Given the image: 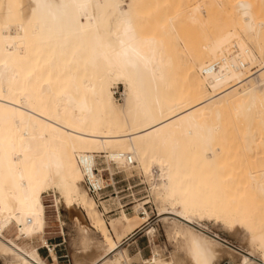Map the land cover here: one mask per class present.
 <instances>
[{
	"label": "bare ground",
	"instance_id": "6f19581e",
	"mask_svg": "<svg viewBox=\"0 0 264 264\" xmlns=\"http://www.w3.org/2000/svg\"><path fill=\"white\" fill-rule=\"evenodd\" d=\"M262 152L264 0H0V257L9 264H45L35 239L52 257L47 213L61 229L60 205L105 245L74 264H264ZM85 157L103 186L137 176L149 200L134 198L130 215L118 195L98 209ZM150 200L185 220L160 217L184 258H163L154 228L149 258L122 247L149 220ZM204 217L246 225L250 257L237 261L188 224Z\"/></svg>",
	"mask_w": 264,
	"mask_h": 264
},
{
	"label": "rangeland",
	"instance_id": "374dc122",
	"mask_svg": "<svg viewBox=\"0 0 264 264\" xmlns=\"http://www.w3.org/2000/svg\"><path fill=\"white\" fill-rule=\"evenodd\" d=\"M254 71L255 69L252 70V72ZM112 92L114 98L117 99L118 103H122L123 85L118 82L115 86H113ZM262 156L264 157V152H262ZM98 163L100 166H103L101 164V161ZM102 177L104 181L108 184V182L111 179V175L104 168L102 170ZM124 177H126L124 174L114 175L113 179L116 182L114 188L111 187L106 188L104 190V194L102 198H96L91 195L95 203L98 205V209H101L99 202L104 200L107 201L110 199L111 196L117 197L118 195L119 201L121 202L123 209L128 215H130L132 214V207L134 205L133 201L135 199L140 201L149 200V198H147L149 195L147 190L148 185L147 183H145V181L140 180V178H138L137 176L126 177V178ZM106 186H112V185H106ZM157 207L158 206L153 204V202L150 200V203L145 206L149 214V220L141 228L135 230L129 237L123 240L122 247L126 248L131 256H135L138 253V251H140L142 258L144 259L149 258L151 256L152 250L150 245L148 244L149 239L145 231H147V229L149 230L150 228H154L155 232L153 239H154L155 248L160 254L163 255V258L169 259L170 254L176 255V257L178 258H184L187 252L183 241L179 237H174L173 235L168 237L166 235L164 225L162 221H160V219L163 216H168L181 220L182 222H185V220L175 213L171 214L168 209L158 212ZM111 208L113 211L105 215L106 223L109 222V219L116 217L118 213V211L115 210L116 205L114 203L112 204ZM59 212H60V218L63 221L61 229L59 228L60 223L56 220L53 211L49 209L47 213L48 221L46 223L47 227H46V235H45V239L47 240V243L53 245L61 244L56 247V251L58 255L67 253L70 258V264H74L75 259L81 262V260L83 259V254L85 252L98 251L104 248L105 245L103 243L101 235L98 232H84V231L81 232L79 227L75 223L71 222L69 212L61 205L59 207ZM188 224L194 227L195 229L200 230L207 237L213 238L219 241L221 244L226 245L227 247H230L233 250H235L237 252L235 254L237 257V261L242 255L250 257L249 256L250 249L255 248L254 246L250 245V242L248 244V241H250V231L248 227L244 224L234 222L233 224L228 225L227 223L221 220H217L213 217H204L199 221L200 225H197L196 223L193 222ZM114 230L115 231L120 230V226L114 225ZM86 241L89 242L87 243ZM34 246L39 251V248L44 247V244H42L38 239H35ZM41 251H45V250L41 249ZM54 254L51 257L52 258L51 260L50 258L46 260L45 258V256H47L46 251L44 254L41 253V255H43L44 257V258L42 257L43 258L42 262L45 264H64L62 260H58V263L57 262L53 263V261L56 260ZM259 254H261V252L257 251L255 258H253L255 259L256 262L258 261L260 262V259L258 258ZM80 256L82 258H80ZM215 261H213L212 263L234 264V262L227 256H224L222 259L217 260L216 262ZM81 263H86V260L83 259ZM0 264H9V263L5 258L0 257ZM134 264H140V260L135 261Z\"/></svg>",
	"mask_w": 264,
	"mask_h": 264
},
{
	"label": "built area",
	"instance_id": "2783aa9c",
	"mask_svg": "<svg viewBox=\"0 0 264 264\" xmlns=\"http://www.w3.org/2000/svg\"><path fill=\"white\" fill-rule=\"evenodd\" d=\"M127 161L129 164H131V162H132V160L129 156L127 158ZM81 165L83 166V170H84V182H83V184H84L87 192L90 195H92L93 197H96V198H99V197L102 198L103 194H104V190L106 188H108V187L114 188L116 182L112 186H103L102 185V183L100 182L101 178L97 177L98 176V170L95 166L93 158H90V157L86 158L85 157L83 159V161H81ZM3 233L5 234V232H3ZM49 245L53 248L54 253L56 255V258H57V261L62 260V262L64 264H70V258H69V255L67 253L60 254V255L57 254L56 247L58 245H61V244H54V245L49 244ZM40 249H44L46 251L47 257H49L51 260L49 248L47 246H44V247L39 248V250Z\"/></svg>",
	"mask_w": 264,
	"mask_h": 264
},
{
	"label": "crops",
	"instance_id": "0c3cea01",
	"mask_svg": "<svg viewBox=\"0 0 264 264\" xmlns=\"http://www.w3.org/2000/svg\"><path fill=\"white\" fill-rule=\"evenodd\" d=\"M41 253H43V254H44V253H45V251H41V249L38 251V254L40 255V256H39V257H40V259H41V260H43V258H44V257H43V255H41ZM42 257H43V258H42ZM45 258H46V260H47L49 257L45 256ZM52 261H53V260H52ZM56 262L58 263V261H53V263H56Z\"/></svg>",
	"mask_w": 264,
	"mask_h": 264
}]
</instances>
